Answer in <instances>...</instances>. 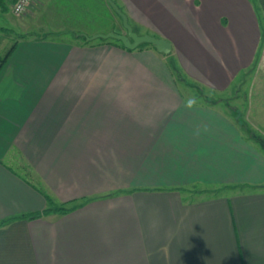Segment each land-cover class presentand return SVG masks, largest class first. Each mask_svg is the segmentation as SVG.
Masks as SVG:
<instances>
[{"label":"crops","instance_id":"crops-1","mask_svg":"<svg viewBox=\"0 0 264 264\" xmlns=\"http://www.w3.org/2000/svg\"><path fill=\"white\" fill-rule=\"evenodd\" d=\"M116 3L171 55L70 25L0 72V264H264V0Z\"/></svg>","mask_w":264,"mask_h":264},{"label":"rangeland","instance_id":"rangeland-1","mask_svg":"<svg viewBox=\"0 0 264 264\" xmlns=\"http://www.w3.org/2000/svg\"><path fill=\"white\" fill-rule=\"evenodd\" d=\"M114 1L116 2V0ZM76 7L79 9L77 11V15H79L81 21L80 23L79 21H77V23L74 24L72 23V21H70L71 19L68 18H70V14H76L75 12H73L76 11ZM129 22L133 27L134 32L138 33L139 35L154 34V32H150L151 30H147L145 27L140 26L130 18ZM70 25L74 28L72 29ZM68 29H72L76 31V33H82L81 31H85L88 37H92L98 34H108L110 32L121 34L126 30L122 19L115 13L107 0H34L29 9L21 15H15L13 10L11 9V6L8 11L0 10V56H4L15 43L22 42L23 40H31L36 37H46L45 39L56 42L63 38V36H61V38L59 34L62 31ZM72 37L73 35L67 36V38ZM82 40L85 41L84 38ZM94 40L98 42L110 41L118 43V41L113 38H109V40L97 38ZM141 46L144 47L152 45L149 43H143L141 44ZM263 64L264 62H262L261 65ZM177 77L179 76L177 75ZM251 78H245L246 85L248 84V82H250ZM176 82H178V84L180 83L183 86L189 85L190 83L192 84V82L188 78L183 79V81L176 79ZM237 83H239V81ZM240 85H242L241 82L238 84V86ZM201 92L203 93V91L199 92L196 89L193 91L192 95L197 96L199 94L200 96L198 97V100L203 101L204 98L203 96H201ZM203 94H205V91ZM243 94L244 93L242 88L239 94L240 96H238V100L234 97L232 90L220 96L225 98H232L230 105L232 109H236L238 108V106H243ZM208 95L220 98V96H216L215 94ZM216 108L222 111L227 110L226 106L220 102L216 104ZM233 116L236 117L235 114H233ZM217 192L214 189L207 188L200 193H193L192 195L195 197H203L206 195L217 194ZM67 206H70V204H68Z\"/></svg>","mask_w":264,"mask_h":264},{"label":"water","instance_id":"water-1","mask_svg":"<svg viewBox=\"0 0 264 264\" xmlns=\"http://www.w3.org/2000/svg\"><path fill=\"white\" fill-rule=\"evenodd\" d=\"M109 4L115 9L117 14L122 18L123 24L126 28V33L117 34L110 32L108 34H98L92 37H87L88 40H94L97 38L109 39L113 38L123 43V45L130 50L138 48L143 43L151 44L160 53L170 54L173 46L167 39L156 37L150 34L139 35L134 32L133 27L129 22L128 15L120 8V6L114 0H108Z\"/></svg>","mask_w":264,"mask_h":264},{"label":"trees","instance_id":"trees-1","mask_svg":"<svg viewBox=\"0 0 264 264\" xmlns=\"http://www.w3.org/2000/svg\"><path fill=\"white\" fill-rule=\"evenodd\" d=\"M108 1V0H107ZM109 3V2H108ZM112 7V6H111ZM10 8L9 3L6 0H0V10L3 11H8ZM113 8V7H112ZM113 10L115 11V9L113 8ZM115 13L117 14V12L115 11ZM118 15V14H117ZM119 16V15H118ZM120 17V16H119ZM121 18V17H120ZM122 19V18H121ZM84 39H86L85 36H83ZM103 39V38H102ZM106 40V39H103ZM109 40V39H107ZM118 41V40H117ZM110 42V41H109ZM111 43H115V42H111ZM118 44L122 47H125L123 45L122 42L118 41ZM16 43L7 51V53L4 56H0V72L2 70V68L4 67L5 63L7 62L12 50L14 49ZM126 48V47H125ZM171 55V54H169ZM170 65L172 67V71L174 73V75L177 77V75L180 77H177L178 80L183 81V79L186 78V74L183 72V70L179 67V65L177 64V61L172 57L170 58ZM264 145V141L261 142ZM77 206L73 205V206H65V205H61V206H56L53 208H47L46 210H44L43 212H37V213H30V214H25L23 216H20L21 218H26V219H36L41 217L42 215H48L52 212H59V213H67L73 209H75ZM13 218H8L6 220H3L0 222V225H4L8 222H10Z\"/></svg>","mask_w":264,"mask_h":264},{"label":"built area","instance_id":"built-area-1","mask_svg":"<svg viewBox=\"0 0 264 264\" xmlns=\"http://www.w3.org/2000/svg\"><path fill=\"white\" fill-rule=\"evenodd\" d=\"M15 15L24 14L32 5L34 0H6Z\"/></svg>","mask_w":264,"mask_h":264}]
</instances>
